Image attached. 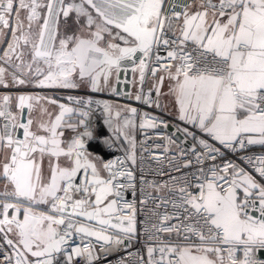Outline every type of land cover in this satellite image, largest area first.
<instances>
[{"label": "snow or ice", "instance_id": "obj_1", "mask_svg": "<svg viewBox=\"0 0 264 264\" xmlns=\"http://www.w3.org/2000/svg\"><path fill=\"white\" fill-rule=\"evenodd\" d=\"M110 258L264 264V0H0V264Z\"/></svg>", "mask_w": 264, "mask_h": 264}, {"label": "built area", "instance_id": "obj_2", "mask_svg": "<svg viewBox=\"0 0 264 264\" xmlns=\"http://www.w3.org/2000/svg\"><path fill=\"white\" fill-rule=\"evenodd\" d=\"M73 94H76V93H73ZM79 94H83V93H79ZM93 98L94 99H106V100H109V101H115V102H123L124 104H128L132 107H138V108H142V106L140 104H138L137 102H135L134 100H130V99H124L122 97V94L121 93H117V94H110V93H96L93 95ZM154 114H159V113H154ZM166 119H169V122L170 124H172V122H175L174 120H172L170 117H165ZM167 132L171 133L169 130H166ZM149 136H154L155 134L152 132V131H149L148 133ZM143 139V137L138 133V136H137V140L138 142ZM157 142H160V141H157ZM151 143L149 144H145L143 145V147H151ZM138 147H139V143H138ZM139 155V153H138ZM149 164L151 165V168L153 170V173L156 172V169L159 168V167H166V164L167 162L164 161V164L163 165H158L155 161H152L151 160V157H146L145 158V167L147 168L149 166ZM137 173L139 175V170L137 169ZM148 178L149 179H156L158 181H162L164 179H167L166 176H159V175H155V174H151V175H148ZM127 199L131 200L132 199V196L131 194H127ZM137 200H139V193H137ZM137 207H138V215H137V221H138V224H137V227L138 229L141 227V221H143V214L142 213H139V205L137 204ZM113 260V264H114V258H110ZM103 264H109L108 260H105L103 262Z\"/></svg>", "mask_w": 264, "mask_h": 264}, {"label": "water", "instance_id": "obj_3", "mask_svg": "<svg viewBox=\"0 0 264 264\" xmlns=\"http://www.w3.org/2000/svg\"><path fill=\"white\" fill-rule=\"evenodd\" d=\"M127 78H128L129 80L132 79V74H131V72H129V73L127 74ZM121 80H122V81L124 80V75H123V74L121 75ZM118 88H119V92H118V93H121V94H122V97H123L124 99H126V98L124 97L123 93L126 92V91L131 90V85L125 86L123 83H121V84L118 86ZM167 130H169L170 132H174V131H175V129H174L173 127H171V124H170L169 129H167Z\"/></svg>", "mask_w": 264, "mask_h": 264}, {"label": "crops", "instance_id": "obj_4", "mask_svg": "<svg viewBox=\"0 0 264 264\" xmlns=\"http://www.w3.org/2000/svg\"><path fill=\"white\" fill-rule=\"evenodd\" d=\"M113 104H120V105H125L123 102H115V101H111ZM172 123H174V122H172ZM137 136H138V134H137Z\"/></svg>", "mask_w": 264, "mask_h": 264}]
</instances>
